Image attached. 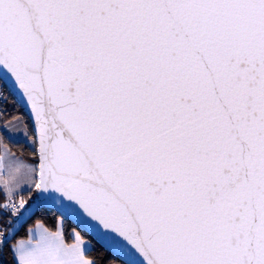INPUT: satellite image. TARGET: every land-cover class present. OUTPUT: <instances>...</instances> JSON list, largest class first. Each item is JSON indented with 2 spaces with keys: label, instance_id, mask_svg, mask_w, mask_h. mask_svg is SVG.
I'll use <instances>...</instances> for the list:
<instances>
[{
  "label": "snow or ice",
  "instance_id": "6c2138e0",
  "mask_svg": "<svg viewBox=\"0 0 264 264\" xmlns=\"http://www.w3.org/2000/svg\"><path fill=\"white\" fill-rule=\"evenodd\" d=\"M21 124L0 245L26 213L75 227L18 264H264V0H0V130Z\"/></svg>",
  "mask_w": 264,
  "mask_h": 264
},
{
  "label": "trees",
  "instance_id": "16d2710c",
  "mask_svg": "<svg viewBox=\"0 0 264 264\" xmlns=\"http://www.w3.org/2000/svg\"><path fill=\"white\" fill-rule=\"evenodd\" d=\"M9 109H12V105H9ZM20 112L23 113L24 117L28 118L26 114L23 112V110L20 108ZM20 117L16 116L15 119H9L7 123L13 122L15 120H19ZM28 123L31 125L29 119ZM11 139L4 133V131L0 130V153L1 148L5 147L9 153L21 157L22 148L19 144H9V141ZM24 143H27L24 141ZM23 159L28 160L31 159V157L28 155L27 148L23 149ZM6 194H0V205H2L5 202H8L5 200ZM27 199V194L24 193L23 195L19 194L17 199ZM23 211V210H21ZM58 213H56L53 209L48 210L46 213H37L32 218H30L27 222L21 225L20 228H18L14 234L11 236L10 239H8L6 242H4L2 245H0V264H17L16 258L13 254V245L19 241L26 239L28 237L29 229L33 227L36 224H41L44 228H46L50 232H55L58 229V219H57ZM8 219L15 220L14 217H7L4 219H0V225L7 222ZM75 227L71 222L65 220L62 231L64 236L66 237V242L71 243L72 241V229ZM3 233H0V239H2ZM93 251L90 253V256H94L98 261L103 260V249L100 247V245L96 244L95 241H93Z\"/></svg>",
  "mask_w": 264,
  "mask_h": 264
},
{
  "label": "rangeland",
  "instance_id": "374dc122",
  "mask_svg": "<svg viewBox=\"0 0 264 264\" xmlns=\"http://www.w3.org/2000/svg\"><path fill=\"white\" fill-rule=\"evenodd\" d=\"M17 121L18 120H15L13 122H10L9 124H16ZM4 133L13 141H15V140L24 141L23 125L22 124L20 125V127L18 129L14 128L12 132H4ZM26 142L29 143L28 141H26ZM3 151L7 152L8 156H12L13 155V154L9 153V151L5 147H4ZM5 171H7V170H5ZM23 174H24V172L22 170L17 175L16 184L13 187V193H12L13 199H11V202L19 203L20 200L19 199L16 200V197H18V195L20 194V188L23 187V182L24 181H29V178L27 176L23 175ZM20 176H21V178H19ZM38 225H39V227H43L41 224H38ZM57 230H62L61 227H60V222L58 223V229ZM72 235H73V233H72Z\"/></svg>",
  "mask_w": 264,
  "mask_h": 264
},
{
  "label": "crops",
  "instance_id": "0c3cea01",
  "mask_svg": "<svg viewBox=\"0 0 264 264\" xmlns=\"http://www.w3.org/2000/svg\"><path fill=\"white\" fill-rule=\"evenodd\" d=\"M3 149H4V147L1 148V153H4ZM23 175H24V174H23ZM19 178H21V176H20ZM28 182H29V181H24V182H23V187H25V186L28 184ZM14 197H15V196H14ZM11 199H13V197H12ZM43 228H44V227H39L38 224L34 225L33 227H31V228L29 229L28 237H27L26 239H23V240H19V241H17V242L13 245V248H14V246H17V245H19L20 243H25V244H27L29 240H31V242H32L33 244H35L36 241H37V239H38V237H39V233H40L41 229H43ZM49 232H50V231H49ZM15 258H16V262H17V264H18V254L15 256Z\"/></svg>",
  "mask_w": 264,
  "mask_h": 264
},
{
  "label": "water",
  "instance_id": "95a60500",
  "mask_svg": "<svg viewBox=\"0 0 264 264\" xmlns=\"http://www.w3.org/2000/svg\"><path fill=\"white\" fill-rule=\"evenodd\" d=\"M21 109L23 110V112H24V113L26 114V116L28 117V111H27L26 109H24V108H21ZM28 119H29L30 123H32L31 118L28 117ZM53 210L56 212L55 209H53ZM56 213H57V212H56ZM33 216H34V215L31 214V213H26L25 216L23 217V219L20 220L19 223H16V224L14 225V227H13V233L11 234V236L14 234V232H15L18 228L21 227L22 224H24L25 222H27V221H28L30 218H32ZM67 221L71 222V223L75 226L74 221H72V220H70V219L67 220Z\"/></svg>",
  "mask_w": 264,
  "mask_h": 264
},
{
  "label": "built area",
  "instance_id": "2783aa9c",
  "mask_svg": "<svg viewBox=\"0 0 264 264\" xmlns=\"http://www.w3.org/2000/svg\"><path fill=\"white\" fill-rule=\"evenodd\" d=\"M17 205L19 204V203H16Z\"/></svg>",
  "mask_w": 264,
  "mask_h": 264
}]
</instances>
